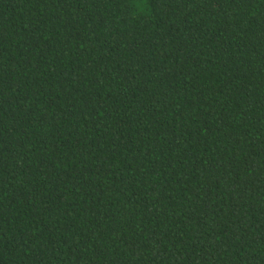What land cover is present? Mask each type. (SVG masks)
Instances as JSON below:
<instances>
[{"label": "trees", "instance_id": "obj_1", "mask_svg": "<svg viewBox=\"0 0 264 264\" xmlns=\"http://www.w3.org/2000/svg\"><path fill=\"white\" fill-rule=\"evenodd\" d=\"M0 264H264V0H0Z\"/></svg>", "mask_w": 264, "mask_h": 264}]
</instances>
